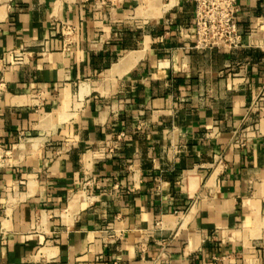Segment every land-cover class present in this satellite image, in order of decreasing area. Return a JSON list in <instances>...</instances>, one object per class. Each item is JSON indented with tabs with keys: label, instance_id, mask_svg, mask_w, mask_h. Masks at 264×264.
<instances>
[{
	"label": "crops",
	"instance_id": "crops-1",
	"mask_svg": "<svg viewBox=\"0 0 264 264\" xmlns=\"http://www.w3.org/2000/svg\"><path fill=\"white\" fill-rule=\"evenodd\" d=\"M238 6L242 46L196 50L192 0H0V264H264V0Z\"/></svg>",
	"mask_w": 264,
	"mask_h": 264
},
{
	"label": "built area",
	"instance_id": "built-area-1",
	"mask_svg": "<svg viewBox=\"0 0 264 264\" xmlns=\"http://www.w3.org/2000/svg\"><path fill=\"white\" fill-rule=\"evenodd\" d=\"M170 3H177L179 0H166ZM193 2V23L195 33L196 50L207 49H234L242 46L243 34L237 24L236 15L239 11L238 0H192ZM73 30L68 26L62 27L61 33L66 36ZM48 41L42 44V52L48 50ZM41 52V53H42ZM22 54H16L20 56ZM254 127L249 126L242 129L233 144L242 147L252 138ZM121 134L116 136L114 145L109 149L111 153L116 146ZM7 151L0 149V165L4 162ZM114 224H109L102 229V241L108 244L116 242L121 236Z\"/></svg>",
	"mask_w": 264,
	"mask_h": 264
},
{
	"label": "rangeland",
	"instance_id": "rangeland-1",
	"mask_svg": "<svg viewBox=\"0 0 264 264\" xmlns=\"http://www.w3.org/2000/svg\"><path fill=\"white\" fill-rule=\"evenodd\" d=\"M76 109L77 108L75 107V105H72L71 107H68V109L65 110L64 113H62V114H61V112H57L58 113L57 115H59L60 118H63L65 120L66 119L69 120V118H71L72 116L75 115V113L77 111Z\"/></svg>",
	"mask_w": 264,
	"mask_h": 264
},
{
	"label": "bare ground",
	"instance_id": "bare-ground-1",
	"mask_svg": "<svg viewBox=\"0 0 264 264\" xmlns=\"http://www.w3.org/2000/svg\"><path fill=\"white\" fill-rule=\"evenodd\" d=\"M48 118V116L47 117H44L42 120H45V119H47ZM33 141V140H32ZM33 142H35V143H37V144H40V141H39V139H37V140H34ZM29 146H30V144H29ZM22 148V147H21ZM25 148V147H24ZM31 148V147H30ZM36 148H38V147H36ZM31 150H35L34 148H31ZM76 200L78 199V195H77V197L75 198ZM78 201V200H77ZM72 207V206H71Z\"/></svg>",
	"mask_w": 264,
	"mask_h": 264
}]
</instances>
